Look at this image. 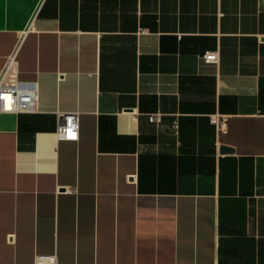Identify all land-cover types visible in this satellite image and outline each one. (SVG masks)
<instances>
[{
    "label": "crops",
    "instance_id": "obj_1",
    "mask_svg": "<svg viewBox=\"0 0 264 264\" xmlns=\"http://www.w3.org/2000/svg\"><path fill=\"white\" fill-rule=\"evenodd\" d=\"M11 54L0 264H264V0H0Z\"/></svg>",
    "mask_w": 264,
    "mask_h": 264
},
{
    "label": "built area",
    "instance_id": "obj_2",
    "mask_svg": "<svg viewBox=\"0 0 264 264\" xmlns=\"http://www.w3.org/2000/svg\"><path fill=\"white\" fill-rule=\"evenodd\" d=\"M218 51L207 50L201 54L203 62H218ZM14 54L8 56L4 69L0 75V111L11 110L14 112L32 111L37 101L38 87L36 81L19 80L14 66ZM210 121L217 129L225 120V116L211 114ZM160 114L154 113L148 116L150 121H159ZM55 135L58 139H77L78 122L73 112L59 113ZM33 264H57V258L52 254H35Z\"/></svg>",
    "mask_w": 264,
    "mask_h": 264
},
{
    "label": "water",
    "instance_id": "obj_3",
    "mask_svg": "<svg viewBox=\"0 0 264 264\" xmlns=\"http://www.w3.org/2000/svg\"><path fill=\"white\" fill-rule=\"evenodd\" d=\"M221 149L227 151V150H231V148L229 146H226V145H222L221 146Z\"/></svg>",
    "mask_w": 264,
    "mask_h": 264
}]
</instances>
